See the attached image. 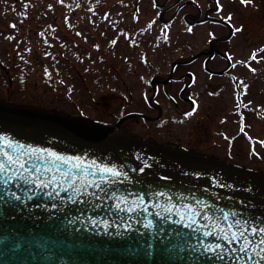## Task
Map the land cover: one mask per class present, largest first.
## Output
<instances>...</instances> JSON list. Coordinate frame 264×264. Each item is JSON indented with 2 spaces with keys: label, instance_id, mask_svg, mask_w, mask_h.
<instances>
[{
  "label": "rangeland",
  "instance_id": "1",
  "mask_svg": "<svg viewBox=\"0 0 264 264\" xmlns=\"http://www.w3.org/2000/svg\"><path fill=\"white\" fill-rule=\"evenodd\" d=\"M220 2L224 11L218 16L215 0H157L156 8L153 0H0V99L91 118L158 145L264 172V147L258 143L264 141V53L258 55L259 63L252 62L254 72L243 67L235 72L244 82L239 86H247L244 105L252 110L248 115L235 112L233 90L220 87L224 79L201 71L206 59L202 56L175 73L176 78L187 72L197 75L185 93V98L198 101L194 115L186 116L191 106L179 96L188 78L161 89L153 100L168 112L160 122L131 118L121 123L134 113L157 119V111L147 105L153 94L149 81L167 77L172 62L204 51L213 39L209 33L215 38L229 35L226 27L212 21L186 23L185 17L199 19V9L202 20L205 14L215 19L231 14L230 23L243 28L227 47L216 44L233 60H250L254 51L264 48V0L247 6L240 0ZM166 6L171 8L163 14L170 22L165 30L159 17ZM241 117L246 119L247 137L240 130Z\"/></svg>",
  "mask_w": 264,
  "mask_h": 264
},
{
  "label": "water",
  "instance_id": "2",
  "mask_svg": "<svg viewBox=\"0 0 264 264\" xmlns=\"http://www.w3.org/2000/svg\"><path fill=\"white\" fill-rule=\"evenodd\" d=\"M139 117L147 119L133 114L121 123ZM0 137L122 169L128 177L112 184L107 194L101 193L100 200L81 197L83 203H71L64 192L59 199L48 197L50 188L41 191L32 186V199H28L22 184L19 188L0 187V264H235L230 255L220 260L202 248L194 250L204 239L201 233L173 223L179 216L162 211L172 205L173 213L182 211L183 205L195 206L198 200L236 211L254 225L264 226L262 171L158 145L91 118L4 99H0ZM145 163L149 166L144 167ZM11 192L21 199H11ZM112 193L137 200V211H116L115 201L108 198ZM157 193L165 195L157 197ZM139 195L144 197L143 204ZM156 204L161 207H154ZM144 205H150L148 212L153 215L140 211ZM157 212L168 219L155 215ZM145 217L152 220L151 229L143 227ZM90 219L115 224L105 228L102 223L93 225ZM129 225L131 230H127ZM204 242L218 241L208 237Z\"/></svg>",
  "mask_w": 264,
  "mask_h": 264
},
{
  "label": "snow or ice",
  "instance_id": "3",
  "mask_svg": "<svg viewBox=\"0 0 264 264\" xmlns=\"http://www.w3.org/2000/svg\"><path fill=\"white\" fill-rule=\"evenodd\" d=\"M63 3V0H59ZM253 0H240V4L249 5ZM195 3V0H193ZM216 14L219 16L224 11L223 5L220 0H215ZM153 7H158L156 0H153ZM107 17H105L106 19ZM135 18V17H134ZM220 19L233 27V36L237 33L243 32L242 27H234L231 25L233 17L231 14L220 16ZM155 20L147 25L148 29L152 28ZM10 27L15 28L16 25L12 24ZM169 27L165 25V30ZM191 27L188 28V32L191 33ZM43 35V33H41ZM80 35V33H77ZM210 37L215 38L213 34L209 33ZM126 36V34H125ZM126 38H128L126 36ZM6 39H13V37H6ZM164 39L167 40L166 31L164 33ZM116 40H112L111 44L115 46ZM260 53H264V48L259 49L258 52H253L250 60L256 61ZM227 60L231 64L232 68H235L237 64L248 66L243 61H237L232 63L233 56L227 54ZM264 60V57H261ZM255 71V69H249ZM46 74H47V70ZM235 80V77L232 78ZM143 80V77H141ZM196 83L195 77H193L192 84ZM244 82L241 81L240 84ZM191 86V85H189ZM243 94H247V86L244 88ZM192 100L193 109L187 113L186 116H192L195 114L198 105L195 99L189 97ZM148 97L145 95V101ZM242 102L238 103V107ZM223 122V121H222ZM241 132H244V121L241 117ZM246 135V133H245ZM227 139V137H225ZM249 142L252 140L249 137ZM260 145L264 147V141H259ZM252 154L255 155V147L253 146ZM147 163L144 167H148ZM141 172L144 171L142 167ZM121 177L123 179L121 180ZM128 177L123 170H117L115 167L101 166L95 161L86 163L81 157H70L58 155L55 152L43 150L39 148H33L31 146H25L23 144L14 143L10 139L0 137V187L15 185L19 188L20 185L27 187L28 199H32V186L41 191L51 189L46 192L48 197L53 199H59L61 192L68 193V201L71 203H83L81 197H90L95 200L101 199V193L107 194V189L112 184L117 182L127 181ZM220 186V185H218ZM93 189L94 191H89ZM157 197L164 196L165 193H157ZM10 198L19 201L21 197L15 192L10 193ZM109 199L115 201L114 208L121 213H133L136 212L137 200H129L128 197L112 193L108 195ZM144 197L139 195V203L143 204ZM55 207V205H53ZM150 205H144L140 211L147 213L148 216L153 215L148 212ZM154 207L160 208L159 204ZM175 205L171 207H165L163 212L169 215L175 214L179 216V220L173 221V223L181 224L185 228H190L193 232L201 233L202 239L199 246H194V250L203 249L206 254H214L215 259L223 260L226 256H231L234 259L235 264H264V226L253 224V221L248 218H243L236 211H226L222 208H216L215 206L208 204L204 201H196L195 206L183 205L181 209H177L173 213ZM139 215V213H137ZM155 215L161 216L160 212ZM162 219H168V216H161ZM121 223H124L125 217H119ZM93 225L103 224L105 228L114 226L109 225L107 221L91 220ZM145 229H151L153 223L151 219L146 217L141 221ZM127 230H131V225ZM208 237H214L218 242L215 244L205 243L204 241ZM239 253V255H237Z\"/></svg>",
  "mask_w": 264,
  "mask_h": 264
},
{
  "label": "flooded vegetation",
  "instance_id": "4",
  "mask_svg": "<svg viewBox=\"0 0 264 264\" xmlns=\"http://www.w3.org/2000/svg\"><path fill=\"white\" fill-rule=\"evenodd\" d=\"M156 2H157V0H156ZM170 8L171 7L166 6L165 8L161 9V14H160L159 18H160V22L164 23L165 25L169 24V21H165L163 19V14H166L168 12V9H170ZM215 13H216V9H215ZM177 14H178V10L176 11L175 15H177ZM201 17H202V12L199 9V19L197 17V19L190 21V19L188 17H185V21H186V23H188L190 25H199L201 22H205V21H202V19H200ZM204 19L208 20L211 18H208L207 14H205ZM221 21L222 20H218V21L216 20V21H212V22L218 23V25L226 27L229 30V35L227 37L212 39L210 41L208 47L204 51H201V52L193 55L191 58H189L185 61H174V62H172L171 66H170V71H169L167 77H165V78H154L151 81H149V85L152 89L153 94H152L151 99L148 101L147 105L151 109L156 110L159 117L157 119H150L143 114L134 113L135 115H142V116L147 117V119L141 118V117H139V119H143L147 122H152V123L153 122L154 123L160 122L159 121L160 118L163 115L167 114L168 112L165 110V108L162 107L161 104H157V103L155 104L153 102V100L159 96L161 89L167 88L172 84L182 82L188 78H189V83L182 87L179 96L182 99V101L185 100L186 102H189V104L191 106V108L189 110L192 111V109H193L192 100L189 99V97L185 98V93H186L187 87L191 88L192 86L195 85V84L194 85L192 84V80H193V77H195V79L197 81V75H193L191 72H187L186 75L179 77V78H176L175 73H176L177 68H179L180 66H185V67L191 66V65L195 64L197 61H199L198 59L202 56L206 57V59L202 61L203 64L201 66V71L202 72L204 71L205 73H207V75L211 78L218 77V78L224 79L223 81H225L224 82L225 86L222 85L220 87H222V89L228 88L229 90H231V92L233 90L232 97H233V101H234V108H236V105H237L235 112L238 113L239 116H245V115H248V113L252 111L251 109H249L247 107L248 104L244 105L245 104L244 99L247 97V94L246 95L243 94L245 87L241 88L239 86L240 81H238L239 79L235 75V72H236V69L239 67H243L249 71V69L252 67L251 66L252 62H255V61L245 60L243 62H245V64L248 66L237 64V66L235 68L231 67V64L227 60V56H226L227 52L225 50H220V49L216 48V44L225 45L227 47L228 42L231 41L235 37L232 34L233 32L228 27L229 25L225 24ZM227 54H229V53H227ZM199 55H201V56H199ZM235 62H237V61L236 60L232 61V63H235ZM212 66L214 67V69H211ZM233 77H235V80L232 79ZM189 85H191V86H189ZM238 88H239V90H238ZM237 90H238V92H237ZM240 102H242V104L238 107V103H240ZM197 105L199 108L198 101H197ZM198 108H197V110H198ZM189 110H187V111H189ZM243 121H246V119H244ZM242 133L245 135V132H242ZM245 137H247V134L245 135ZM234 139H235V137L228 139V141L232 142Z\"/></svg>",
  "mask_w": 264,
  "mask_h": 264
}]
</instances>
